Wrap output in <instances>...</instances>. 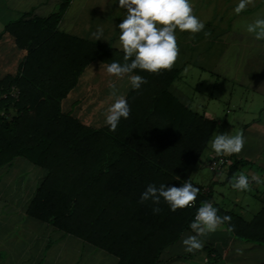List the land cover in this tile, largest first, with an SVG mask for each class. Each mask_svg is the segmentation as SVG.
<instances>
[{
  "label": "trees",
  "instance_id": "trees-1",
  "mask_svg": "<svg viewBox=\"0 0 264 264\" xmlns=\"http://www.w3.org/2000/svg\"><path fill=\"white\" fill-rule=\"evenodd\" d=\"M70 2L61 0L47 18L6 28L25 48L26 60L18 74L0 79V97L20 90L17 100L0 98V168L22 157L45 171L27 208L34 220L113 255L118 264H161L169 248L192 234L189 224L201 203L212 202L211 191L192 176L219 121L173 95L170 88L182 73L173 67L137 70L147 83L127 93L131 113L115 131L65 112L63 102L86 67L96 60L123 62V52L57 31ZM241 163L229 166V180ZM187 180L200 189L190 208L173 212L162 200L154 213L151 201L139 202L148 184ZM260 201L250 219L238 204L228 209L212 202L218 215L231 220L201 237L207 263L225 264L232 239L264 245V196Z\"/></svg>",
  "mask_w": 264,
  "mask_h": 264
},
{
  "label": "crops",
  "instance_id": "crops-1",
  "mask_svg": "<svg viewBox=\"0 0 264 264\" xmlns=\"http://www.w3.org/2000/svg\"><path fill=\"white\" fill-rule=\"evenodd\" d=\"M236 2L237 0H191L194 13L204 22L205 28L195 34L177 30L179 55L172 67L181 69L182 73L170 91L193 112L215 120L217 115L209 111V98L215 96L208 94V89L203 100L197 96L198 87L208 81L210 83L209 77H217L216 84L220 79L231 80L234 63L240 68L236 76L242 74L249 77L245 78L244 85L254 90H261L264 85V71L259 69L264 67V41H256L251 34L244 31V25L254 20L258 13H264V0H251L249 7L239 15L233 12ZM60 3L61 0H0V79L18 74L26 60L25 48L17 44L13 35L7 31V26L18 20L30 22L35 18H47L59 10ZM124 15V10L117 9L116 5L111 4V0H71L57 31L122 52L118 47L119 30L115 25L118 26ZM98 26L103 27L105 40H97L93 35ZM234 51L240 52L239 59ZM232 53L235 54L234 61L231 58ZM249 60L255 62L250 64L253 67L250 69L252 75H247L245 70H242L245 65V68L247 67ZM101 63L102 61L96 60L86 67L76 86L63 102L65 112H70L75 117L92 116L86 124L95 128H101L96 127L95 122L102 121L104 124V112L113 100L109 95L110 84L119 83V80L107 73V64ZM236 80L237 78L234 82ZM124 81V86L119 88L127 95L131 89L126 79ZM177 83L187 86H178ZM185 88H188V91ZM227 91L230 92L229 87ZM248 100H251L250 103L254 102L251 97ZM217 111L218 109L215 110ZM262 113L264 114L261 111ZM262 115L246 128V131H251L248 132L251 137L245 142L242 151L226 157L230 158L232 164L236 160L242 161L237 171L241 167L249 166L252 169L255 166L262 174V181L259 180L258 183L252 179L253 176L249 180L253 184L264 186ZM93 116H98L96 121ZM104 126L105 124L102 127ZM206 153L209 164L210 158L216 154L209 148ZM34 167L37 166L25 158L17 157L10 164L0 168V264H105V257L110 254L77 237L62 234L51 225L27 215V208L46 174L43 169ZM202 168L197 167L194 172L202 182L195 181L194 178L192 180L202 185L204 190L211 191L212 202L217 203L213 192L218 185L223 186L225 182L230 181L229 169L222 172L213 171V175L206 176ZM237 201L241 202L239 198ZM240 208L243 213L242 205ZM188 234L191 233L187 232L183 237ZM182 238L163 254L161 264H209L205 254L200 253L203 247L191 253L186 252ZM249 251V259L252 261L242 262V254L247 256ZM256 258L262 260L255 263V260H258ZM224 262L264 263V245L232 239L224 254ZM114 264H118L117 258Z\"/></svg>",
  "mask_w": 264,
  "mask_h": 264
},
{
  "label": "clouds",
  "instance_id": "clouds-1",
  "mask_svg": "<svg viewBox=\"0 0 264 264\" xmlns=\"http://www.w3.org/2000/svg\"><path fill=\"white\" fill-rule=\"evenodd\" d=\"M251 0H237L233 12L237 15L249 7ZM117 9H123L125 15L116 26L119 30L118 47L123 52V62L112 60L106 65L108 74L117 80H125L131 90H139L147 83L137 70L158 73L162 69L171 68L179 55L177 30L199 33L205 28L204 22L194 13L191 0H111ZM244 31L251 34L256 41H264V13L244 25ZM97 40L104 39V29L97 27L93 33ZM104 62L101 63L103 65ZM109 95L113 98L104 112V123L115 131L121 119H128L131 106L117 83L110 84ZM246 138L242 133L231 135L221 132L209 140L210 149L217 156H230L240 153ZM253 180L259 183L258 177ZM231 188L246 191L250 187L248 175L241 173L230 180ZM199 187L190 180L175 184H148L140 195V203L151 201L154 213L161 211L158 206L165 202L171 211L190 208L197 199ZM231 217L218 215V208L212 202L205 201L197 208L195 217L189 224L192 234L182 238L186 252H193L203 247L201 237L215 232L218 227Z\"/></svg>",
  "mask_w": 264,
  "mask_h": 264
},
{
  "label": "rangeland",
  "instance_id": "rangeland-1",
  "mask_svg": "<svg viewBox=\"0 0 264 264\" xmlns=\"http://www.w3.org/2000/svg\"><path fill=\"white\" fill-rule=\"evenodd\" d=\"M237 59H239L240 52H235ZM231 54L232 61H234L235 54ZM248 59H250V55H248ZM254 64V61H248L247 67L245 68L242 67V70H245V74L247 75H252L251 72V67L250 64ZM260 70L264 71V67L259 68ZM240 70L239 67H236V65L233 63L232 69H231V80L228 79H220L221 81L218 82V84L215 83L217 80V77L210 78V84L209 81L207 84L204 83L203 86L198 87V92L197 96L199 98H202L201 100L204 99V94H212L215 96V98H209V111H213L217 115V120L219 121V125L217 127V130L215 131L213 138L215 135L221 133V132H228L231 135H235L237 133H242L244 137L246 138L247 142L250 139V135L248 132L251 131H246V128L250 126V124L253 123L254 120L260 119L261 111L264 112V101H263V92L264 91V85L260 84L262 86L261 90L256 88L255 90L251 87H247V85H244L243 82L245 78H249L246 75H240L239 77L236 76L238 75V71ZM236 76V77H235ZM264 76V74L262 75ZM236 82H234V79H236ZM238 79L240 80V83H238ZM250 81V79H249ZM125 81L124 80H119V83H117L118 86L122 87L124 86ZM178 86H187L184 84H179L177 83ZM198 84V83H197ZM228 87L230 88V92L227 91ZM259 87V86H257ZM208 89V92H207ZM186 91H188V88H185ZM199 94V95H198ZM231 95V97H230ZM253 99V103H250L251 100H248L249 98ZM198 98V99H199ZM215 112V110H217ZM263 109V110H262ZM264 116V114L262 115ZM92 116H81V120L84 121L85 123L90 122V118ZM94 120L96 121L98 116H93ZM216 117V116H215ZM100 121V120H99ZM96 127H102L104 124L102 121L100 122H95ZM94 125V124H93ZM210 149V146H209ZM211 150V149H210ZM207 152V151H206ZM203 155V157L200 160V163L198 165L199 167H203V171L206 174V176H211L214 174V172L210 169V166L208 164V161L206 160V155L207 153ZM26 162V161H25ZM37 168V167H34ZM229 168H227L228 170ZM197 170V169H196ZM195 170V171H196ZM241 173H244L248 175L249 179L254 177H258L260 182L262 181L261 176L262 174L259 172V170L254 166L252 167H241L240 170L235 172L234 175H239ZM233 175V176H234ZM232 176V177H233ZM192 178H194L195 181L202 182L201 179L196 177V173L193 174ZM232 179V178H231ZM42 181V180H41ZM250 181V180H249ZM228 182H225L223 186L215 187V191L213 192L214 195V200L221 206L226 207V208H233L235 204H238L239 207L244 208L243 210V215L246 219H250L254 214L260 211L262 207V203L260 201V197L264 195V186L262 184H253L250 182V187L246 191H236L231 188V185ZM264 182V179H263ZM207 191V190H206ZM237 198L241 200V202L237 201ZM257 244V243H256ZM250 251L249 253L242 254V262H248L252 261L249 259L250 256ZM258 260H255L257 263L258 261H261V258H256ZM116 260V257L113 255H109L105 257V264H114ZM201 263V262H200ZM225 263V262H224ZM250 263V262H248ZM226 264V263H225Z\"/></svg>",
  "mask_w": 264,
  "mask_h": 264
},
{
  "label": "built area",
  "instance_id": "built-area-1",
  "mask_svg": "<svg viewBox=\"0 0 264 264\" xmlns=\"http://www.w3.org/2000/svg\"><path fill=\"white\" fill-rule=\"evenodd\" d=\"M19 96L20 90L18 88H13L10 92L3 94L0 98L7 99L10 97L17 100ZM231 164L232 161L226 156H212L209 161L210 169L214 172H222L229 168Z\"/></svg>",
  "mask_w": 264,
  "mask_h": 264
}]
</instances>
